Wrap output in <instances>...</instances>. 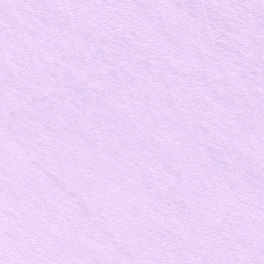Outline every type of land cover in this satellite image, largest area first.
I'll use <instances>...</instances> for the list:
<instances>
[{
	"label": "snow or ice",
	"instance_id": "snow-or-ice-1",
	"mask_svg": "<svg viewBox=\"0 0 264 264\" xmlns=\"http://www.w3.org/2000/svg\"><path fill=\"white\" fill-rule=\"evenodd\" d=\"M0 264H264V0H0Z\"/></svg>",
	"mask_w": 264,
	"mask_h": 264
}]
</instances>
